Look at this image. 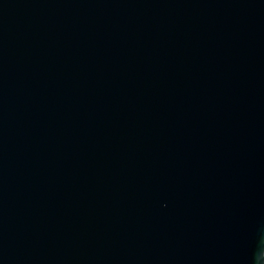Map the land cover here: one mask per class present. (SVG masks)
<instances>
[{
	"label": "water",
	"instance_id": "obj_1",
	"mask_svg": "<svg viewBox=\"0 0 264 264\" xmlns=\"http://www.w3.org/2000/svg\"><path fill=\"white\" fill-rule=\"evenodd\" d=\"M0 264H264V0H0Z\"/></svg>",
	"mask_w": 264,
	"mask_h": 264
}]
</instances>
